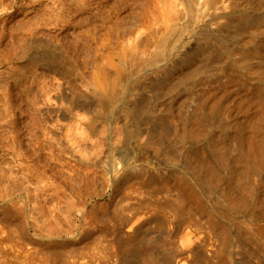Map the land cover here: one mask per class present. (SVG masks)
Instances as JSON below:
<instances>
[{
	"label": "rangeland",
	"instance_id": "1",
	"mask_svg": "<svg viewBox=\"0 0 264 264\" xmlns=\"http://www.w3.org/2000/svg\"><path fill=\"white\" fill-rule=\"evenodd\" d=\"M170 1L0 0V264H264V0ZM107 58L127 74L119 107L85 90Z\"/></svg>",
	"mask_w": 264,
	"mask_h": 264
},
{
	"label": "bare ground",
	"instance_id": "2",
	"mask_svg": "<svg viewBox=\"0 0 264 264\" xmlns=\"http://www.w3.org/2000/svg\"><path fill=\"white\" fill-rule=\"evenodd\" d=\"M66 1V0H65ZM71 1V0H70ZM170 1V0H169ZM198 1V0H197ZM200 1V0H199ZM203 1V0H202ZM226 0H213L212 2H214V6H216L215 4H218V3H220L222 6H218L217 8H219V9H221V8H224V2H225ZM228 1H230V0H228ZM236 1H238V0H236ZM67 2H69V1H67ZM170 2H172V1H170ZM175 2V1H174ZM204 2V1H203ZM207 2H208V0H207ZM62 3V2H61ZM168 3V2H167ZM196 3V2H195ZM200 3H202V2H200ZM229 4H230V2H228ZM264 3V2H263ZM173 4V3H172ZM175 4V6L177 5L176 3H174ZM180 4V3H179ZM208 4V3H207ZM206 4V5H207ZM226 4V3H225ZM236 4H237V2H236ZM169 5H171L170 3H169ZM168 5V6H169ZM155 6V5H154ZM167 6V5H166ZM202 6V5H201ZM208 6V5H207ZM257 6V5H256ZM173 7V6H172ZM171 7V8H172ZM177 8H178V5L176 6ZM185 7H186V5H185ZM188 7H189V4H188ZM190 7H192V6H190ZM189 7V8H190ZM206 7V6H205ZM226 7L227 6H225V8H224V10H226ZM229 7V6H228ZM238 7V6H237ZM246 7V6H245ZM180 8V7H179ZM182 8V7H181ZM194 8V7H193ZM230 8V7H229ZM160 9V8H159ZM173 9H174V7H173ZM192 9V8H191ZM201 9V8H200ZM216 9V8H215ZM219 9H217V10H219ZM63 10V9H62ZM157 10V9H156ZM155 10V11H156ZM177 10V9H176ZM180 10V9H179ZM193 10V9H192ZM197 10V9H196ZM223 10V9H222ZM100 11V10H99ZM168 11V10H167ZM172 11V10H171ZM174 11V10H173ZM194 11V10H193ZM193 11H188V12H193ZM77 12V11H76ZM166 12V11H165ZM164 12V13H165ZM175 12V11H174ZM174 12H172V14L174 13ZM177 12V11H176ZM176 12H175V14H176ZM225 12V11H224ZM96 13V12H95ZM105 13V12H104ZM160 13H161V11H160ZM183 13V12H182ZM200 13V12H199ZM74 14V13H73ZM97 14V13H96ZM171 14V13H170ZM171 14V15H172ZM185 14V13H184ZM218 14V13H217ZM195 15V14H194ZM52 16V15H51ZM64 16V15H63ZM86 16V15H85ZM84 16V17H85ZM103 16H104V14H103ZM165 16V15H164ZM175 16V15H174ZM187 16V15H186ZM192 16V15H191ZM196 16V15H195ZM217 16V15H216ZM91 17V16H90ZM172 17H173V15H172ZM178 17V16H177ZM218 17V16H217ZM224 17V16H223ZM223 17H222V19H223ZM248 18H249V16H247ZM247 17H245V18H247ZM166 18V17H165ZM175 18V20H176V17H174ZM230 18V17H229ZM247 18V19H248ZM60 19V18H59ZM89 19V18H88ZM92 19V18H91ZM168 19H170V18H168ZM167 19V20H168ZM221 19V18H220ZM264 19V18H263ZM38 20H39V18H38ZM83 20V19H82ZM94 20V19H93ZM92 20V21H93ZM162 20V19H161ZM170 20H172V19H170ZM193 20V19H192ZM218 20V19H217ZM246 20V19H245ZM259 20V19H258ZM63 21V20H62ZM177 21H178V19H177ZM195 21V20H194ZM262 22H263V26H264V20H261ZM31 22V21H30ZM73 22V21H72ZM87 22V21H86ZM173 22V21H172ZM231 22V21H230ZM66 23V22H65ZM82 23V22H81ZM159 24H160V22H158ZM167 23V22H166ZM258 23V22H257ZM28 24H30V23H28ZM168 24H169V21H168ZM168 24H167V28H168ZM229 23H227V25H228ZM232 24V23H231ZM244 24H245V22H244ZM246 24H248V25H254L255 24V21L252 19V20H248L247 22H246ZM260 24V23H259ZM86 25V24H85ZM224 25V24H223ZM256 25V24H255ZM26 26V25H25ZM25 26H24V28H25ZM82 26V25H81ZM88 26V25H87ZM161 26V25H160ZM165 26V25H164ZM170 26H172V24L170 25ZM222 26V25H221ZM243 25H240V27H242ZM246 26V25H245ZM245 26H243V27H245ZM188 27H189V25H188ZM255 27H257V26H255ZM259 27H260V25H259ZM27 28V27H26ZM166 28V27H165ZM173 28V27H172ZM171 28V29H172ZM187 28V27H186ZM220 28V27H219ZM247 28V27H246ZM252 28V27H251ZM223 29V28H222ZM248 29V28H247ZM259 29V28H258ZM34 30V29H33ZM39 30V29H38ZM89 30V29H88ZM91 30V29H90ZM89 30V31H90ZM167 30V29H166ZM249 30V29H248ZM87 31V30H86ZM180 31V30H179ZM178 31V32H179ZM181 31H182V29H181ZM231 31V30H230ZM252 31H253V29H252ZM257 31V30H256ZM29 32H31V31H29ZM162 32V31H161ZM224 32V31H223ZM248 32V31H247ZM246 32V33H247ZM11 33V32H10ZM32 33V32H31ZM91 33H93V32H91ZM136 33V32H135ZM163 33V32H162ZM174 33V32H173ZM249 33H250V31H249ZM172 34V33H171ZM170 34V35H171ZM178 34V33H177ZM183 34V33H182ZM227 34V33H226ZM231 34V33H230ZM26 35V34H25ZM32 35V34H31ZM138 35H140V34H138ZM18 36V35H17ZM28 36H30L29 34H28ZM154 36H157V35H154ZM166 36V35H165ZM175 36H177V35H175ZM228 36V35H227ZM26 37V36H25ZM31 37V36H30ZM41 37V36H40ZM46 37V36H45ZM173 36H171V38H172ZM183 37V36H182ZM232 37V36H231ZM17 38V37H16ZM15 38V39H16ZM22 38V37H21ZM29 38V37H28ZM38 38V37H37ZM54 38H55V36H54ZM142 38V37H141ZM143 38H145V37H143ZM167 38V37H166ZM165 38V39H166ZM169 38V37H168ZM215 38H216V36H215ZM234 38V37H233ZM239 38V37H238ZM33 39V38H32ZM43 39V38H42ZM162 39V38H161ZM160 39V40H161ZM164 39V38H163ZM164 39V40H165ZM177 39V38H176ZM252 39V38H251ZM13 40H14V38H13ZM17 40H18V38H17ZM28 40V39H27ZM37 40V39H36ZM39 41H40V39H38ZM44 40V39H43ZM136 40V39H135ZM142 40V39H141ZM156 40V39H155ZM167 40V39H166ZM175 40V39H174ZM204 40V39H203ZM202 40V41H203ZM221 40V39H220ZM219 40V41H220ZM229 40V39H228ZM234 40V39H233ZM15 41V40H14ZM19 41V40H18ZM29 41V40H28ZM45 41V40H44ZM52 41V40H51ZM128 41V40H127ZM138 41V40H137ZM137 41H134V42H137ZM140 41V40H139ZM146 41V40H145ZM150 41V40H149ZM154 41V40H153ZM168 41V40H167ZM171 41V40H170ZM177 41V40H176ZM205 41V40H204ZM46 42V41H45ZM84 42V41H83ZM108 42H109V40H108ZM125 42V41H124ZM129 42V41H128ZM161 42H164L163 40H161ZM221 42L223 43V41L221 40ZM18 44H19V42H17ZM55 43V42H54ZM111 43V42H110ZM205 43V42H204ZM22 44V43H21ZM30 44H31V42H30ZM40 44V43H39ZM44 44V43H43ZM125 44V43H124ZM126 44H128L129 45V43H126ZM135 44V43H134ZM138 44H140L139 42H138ZM149 44V43H148ZM160 44V43H159ZM158 44V45H159ZM166 44V43H165ZM211 44V43H210ZM216 44V43H215ZM246 44V43H245ZM17 44H15V46H16ZM27 45V44H26ZM38 45V44H37ZM89 45V44H88ZM136 45V44H135ZM146 45V44H145ZM168 45V44H167ZM173 45V44H172ZM208 45V44H207ZM217 45V44H216ZM226 45V44H225ZM13 46V45H12ZM20 46V45H19ZM35 46V45H34ZM45 46V45H44ZM47 46V45H46ZM115 46V45H114ZM113 46V47H114ZM122 46V45H121ZM134 46V45H133ZM140 46H141V44H140ZM146 46H148V45H146ZM163 46H165V45H163ZM174 46V45H173ZM180 46V45H179ZM220 46V45H219ZM25 47V46H24ZM102 47H103V44H102ZM126 47V46H125ZM130 47V46H129ZM204 47V46H203ZM9 48V47H8ZM7 48V49H8ZM11 48V47H10ZM35 48V47H34ZM111 48V47H110ZM117 48V47H116ZM116 48H115V50H116ZM136 48V47H135ZM142 48H144L143 46H142ZM141 47H140V49H142ZM163 48V47H162ZM166 48V47H165ZM173 48V47H172ZM198 48V47H197ZM20 49V48H19ZM28 49H30V48H28ZM36 49H37V47H36ZM44 49V48H43ZM43 49L41 50V52L43 51ZM70 49V48H69ZM127 49V48H126ZM154 49V48H153ZM152 49V50H153ZM156 49V48H155ZM170 49V48H169ZM208 49V48H207ZM221 49V48H220ZM27 50V49H26ZM75 50V49H74ZM122 50H123V48H122ZM128 50V49H127ZM136 50H137V48H136ZM151 50V51H152ZM160 50V49H159ZM174 50V49H173ZM3 51V50H2ZM22 51H23V49H22ZM29 51V50H28ZM27 51V52H28ZM39 52H40V48H39V50H38ZM49 51H51V50H49ZM56 51V50H55ZM59 51V50H58ZM79 51V50H78ZM100 51V50H99ZM102 51V50H101ZM148 51V50H147ZM10 52V51H9ZM9 52H6V53H9ZM12 52V51H11ZM17 52H19L18 50H17ZM24 52H25V50H24ZM27 52H25V53H27ZM37 52V51H36ZM47 53L48 51L46 50V49H44V51L41 53V54H43V56H48V54H45V53ZM133 52H135V51H133ZM163 52V51H162ZM204 52H205V50H204ZM207 52V51H206ZM213 52V51H212ZM24 53V54H25ZM52 53V52H51ZM50 53V54H51ZM160 53V52H159ZM168 54H169V50H168V52H167ZM174 53V52H173ZM187 53V52H186ZM216 53V52H215ZM23 54V53H22ZM24 54H23V56H24ZM37 54H39V53H37ZM40 54V55H41ZM50 54H49V56H50ZM53 54V53H52ZM51 54V55H52ZM114 54H115V52H114ZM117 54V53H116ZM124 54L127 56V54H126V52L124 51L123 52V55L122 56H124ZM140 54V53H139ZM171 54V53H170ZM205 54V53H204ZM203 54V55H204ZM7 55V54H6ZM54 55V54H53ZM59 55H61V54H59ZM117 55H119V54H117ZM120 55H121V53H120ZM154 55H155V53H154ZM158 55H160V54H158ZM158 55H157V57H158ZM197 55V54H196ZM199 55V54H198ZM43 56H41V57H43ZM76 56V55H75ZM100 56V55H99ZM104 56V55H103ZM108 56V55H107ZM126 56H124L125 58H126ZM133 56V55H132ZM143 56V55H142ZM145 56V55H144ZM143 56V57H144ZM163 56V55H162ZM168 56V55H167ZM166 56V57H167ZM172 56V55H171ZM176 56V55H175ZM202 56V55H201ZM205 56V55H204ZM204 56H203V58H204ZM225 56V55H224ZM223 56V57H224ZM1 57V56H0ZM46 57H45V59H46ZM54 57V56H53ZM52 57V58H53ZM112 57V56H111ZM131 57V56H130ZM156 57V56H155ZM188 57V56H187ZM207 57V56H206ZM22 58H24V57H22ZM36 57L34 56V59H35ZM38 58H40L39 57V55H38ZM47 58H49V57H47ZM58 58V57H57ZM64 58V57H63ZM99 58V57H98ZM102 58V57H101ZM119 58V57H118ZM145 58L146 57H144V60H145ZM190 58H192V57H190ZM221 58V57H220ZM37 59V58H36ZM42 59V58H41ZM41 59H39L40 61H41ZM43 60V61H45V62H47L46 60ZM50 59H51V56H50ZM50 59H48L49 60V62L51 61ZM62 59V58H61ZM67 59V58H66ZM77 59V58H76ZM85 59V58H84ZM103 59V58H102ZM110 59V58H109ZM124 59V58H123ZM131 59H133L134 60V58L133 57H131ZM137 59V58H136ZM154 59V58H153ZM199 59V58H198ZM216 59H218V58H216ZM125 60V59H124ZM139 60V59H138ZM151 60H152V58H151ZM185 60V59H184ZM187 60V59H186ZM12 61V60H11ZM16 61V60H15ZM79 61V60H78ZM99 61V60H98ZM101 61V60H100ZM112 61H113V59H110V63L111 64H109V61H108V58H107V62H108V64H106V65H101V64H103V63H101V64H99L98 65V63H96L97 65H98V68L96 69V71H94V73L90 76V78L86 81L87 82V84L84 86L86 89V91H87V93L89 94V96H92L93 97V101L95 102V100H96V104H98V105H101V106H103L104 104H106L107 106L108 105H110V107L111 106H113V107H116V106H118V105H120L122 102L124 103V101H123V98L125 97L124 95H123V93H125L124 92V89H126V87L123 85V83H122V81H123V78H124V76L125 75H127L123 70H120L119 68L117 69V67L115 68V66L112 64ZM147 61V60H146ZM160 61V60H159ZM164 61V60H163ZM179 61V60H178ZM188 61H189V59H188ZM187 61V62H188ZM203 61V60H202ZM250 61V60H249ZM42 62V61H41ZM80 62V61H79ZM83 62V61H82ZM81 62V63H82ZM123 62V61H122ZM126 62V61H125ZM175 63H176V61H174ZM183 62V61H182ZM185 62V61H184ZM187 62H185V63H187ZM190 63H191V59H190V61H189ZM36 63V62H35ZM77 63V62H76ZM151 63H153L152 61H151ZM156 63H159V62H156ZM164 63V62H163ZM56 64H57V62H56ZM79 64V63H78ZM94 64V63H93ZM137 64H138V62H137ZM136 64V65H137ZM160 64V63H159ZM174 64V63H173ZM179 64V63H178ZM188 64V63H187ZM14 65V64H13ZM30 65V64H29ZM51 65H52V63H51ZM62 65V64H61ZM65 65H67V64H65ZM117 65V64H116ZM185 65V64H184ZM198 65V64H197ZM201 65V64H200ZM215 65V64H214ZM214 65H212V66H214ZM219 65V64H218ZM46 66H48V65H46ZM72 66V65H71ZM82 66H84V65H82ZM147 66V65H146ZM157 67H159L160 68V66L157 64L156 65ZM25 67V66H24ZM30 67V66H29ZM45 67V66H44ZM54 67V66H53ZM138 67V66H137ZM177 67V66H176ZM192 67V66H191ZM190 67V68H191ZM72 68H73V66H72ZM85 68H86V66H85ZM144 68H146V67H144ZM159 68L157 69V70H159ZM35 69V68H34ZM44 69V68H43ZM128 69V68H127ZM136 69V68H135ZM139 69V68H138ZM199 69V68H198ZM201 69H202V67H201ZM207 69V68H206ZM219 69V68H218ZM49 70V69H48ZM125 70V69H124ZM7 71V70H6ZM20 70H18V72H19ZM34 71V70H33ZM133 71H135V70H133ZM138 71V70H137ZM156 71V70H155ZM159 71H161V69L159 70ZM169 71V70H168ZM171 71H174L173 69L172 70H170V72ZM201 71V70H200ZM205 71V70H204ZM17 72V71H16ZM17 72V73H18ZM30 72V71H29ZM85 72V71H84ZM89 72V71H88ZM125 74H124V73ZM131 72H132V70H131ZM151 72V71H150ZM154 72V71H153ZM165 72H167L166 70L164 71V76L166 75V73ZM1 73V72H0ZM50 73V72H49ZM157 74V73H156ZM192 74V73H191ZM202 74H204V73H202ZM253 74V73H252ZM6 75V74H5ZM34 75V74H33ZM131 75V74H130ZM4 76V75H3ZM81 76V75H80ZM133 76V75H132ZM137 76V75H136ZM158 76V75H157ZM173 76V75H172ZM193 76V75H192ZM8 77V76H7ZM34 77V76H33ZM46 77V76H45ZM88 77V76H87ZM126 77V76H125ZM170 76L168 75H166L165 76V80H168V78H169ZM262 77V76H261ZM2 78V77H1ZM1 78H0V80H1ZM42 78V77H41ZM133 78H135V77H133ZM132 78V79H133ZM145 78V77H144ZM144 78H142V79H144ZM160 78V77H159ZM158 78V79H159ZM191 78H193V77H191ZM25 79V78H24ZM36 79V78H35ZM43 79V78H42ZM47 79V78H46ZM73 79V78H72ZM80 79V78H79ZM83 79H84V77H83ZM161 79V78H160ZM170 79V78H169ZM185 79H187V78H185ZM193 79H195V78H193ZM255 79V78H254ZM5 80V79H4ZM29 80V79H28ZM44 80V79H43ZM85 80H86V77H85ZM145 80V79H144ZM150 80V79H149ZM171 80V79H170ZM257 80V79H256ZM40 81V80H39ZM125 81V80H124ZM123 81V82H124ZM153 81H155V80H153ZM160 81V80H159ZM175 81V80H174ZM255 81V80H254ZM5 82H7V81H5ZM25 82V81H24ZM37 82V81H36ZM44 82V81H43ZM86 82H84V84L86 83ZM128 82H129V80H128ZM134 82H136V81H134ZM143 82V81H142ZM166 82V81H165ZM19 83V82H18ZM41 83H42V80H41ZM41 83H39V84H41ZM47 83V82H46ZM82 83V82H81ZM137 83V82H136ZM139 83V82H138ZM141 83V82H140ZM167 83V82H166ZM261 83V82H260ZM259 83V85H258V87H257V89H258V91H261V89L262 88H264V83H261L260 84ZM5 84V83H4ZM24 84H26V83H24ZM31 84V83H30ZM29 84V85H30ZM36 84V83H35ZM44 84V83H43ZM48 84V83H47ZM58 84H59V82H58ZM83 84V83H82ZM81 84V85H82ZM145 84H147V82L145 83ZM165 84V83H164ZM163 84V85H164ZM171 84V83H170ZM175 84V83H174ZM194 84V83H193ZM23 85V84H22ZM28 85V84H27ZM130 85H132V84H130ZM142 85V84H141ZM173 85V84H172ZM192 85V84H191ZM37 86H39L40 87V85H37ZM55 86H56V84H55ZM54 86V87H55ZM83 86V85H82ZM133 86V85H132ZM131 86V87H132ZM145 86V85H144ZM177 86V85H176ZM188 86H190V85H188ZM3 87H4V85H3ZM29 87H31V86H29ZM38 87V88H39ZM42 87V86H41ZM43 87H44V85H43ZM79 87V86H78ZM139 87V86H138ZM146 87V86H145ZM144 87V88H145ZM148 87V86H147ZM168 87H170V86H168ZM179 87V86H178ZM255 87V86H254ZM128 88V87H127ZM140 88V87H139ZM15 89V88H14ZM29 89V88H28ZM50 89V88H49ZM52 89V88H51ZM76 89H77V87H76ZM84 89V88H83ZM82 89V90H83ZM129 89V88H128ZM131 89V88H130ZM135 89H137V88H135ZM153 89H154V87H153ZM169 89V88H168ZM260 89V90H259ZM4 90V89H3ZM54 90V89H53ZM75 90V89H74ZM81 90V91H82ZM84 90V91H85ZM127 90V89H126ZM133 90V89H132ZM155 90V89H154ZM153 90V91H154ZM18 91V90H17ZM32 91V90H31ZM86 91H85V93H86ZM129 91V90H128ZM128 91H126V93H125V95L126 94H128L129 92ZM158 91L160 92V89H158ZM4 92V91H3ZM9 92V91H8ZM128 92V93H127ZM133 92H134V90H133ZM140 92H142V91H140ZM5 93V92H4ZM16 93V92H15ZM18 93V92H17ZM26 93V92H25ZM31 93V92H30ZM29 93V94H30ZM38 93V92H37ZM46 93V92H45ZM64 93H66V92H63V94ZM81 93V92H80ZM86 93V94H87ZM132 92H130V94H131ZM39 94V93H38ZM41 94H42V91H41ZM68 94V93H67ZM82 94V93H81ZM81 94H80V96H79V98L81 97ZM87 94V95H88ZM139 94V93H138ZM83 95V94H82ZM129 95V94H128ZM131 95H133V94H131ZM140 95V94H139ZM259 95V94H258ZM32 95H30L29 97H31ZM37 96V95H36ZM43 96V95H42ZM63 96V95H62ZM136 96H137V94H136ZM6 97V96H5ZM22 97V96H21ZM25 97V96H24ZM34 97H35V95H34ZM46 97V96H45ZM65 97V96H64ZM70 97V96H69ZM128 97V96H127ZM126 97V98H127ZM134 97V96H133ZM146 97V96H145ZM260 97V96H259ZM264 97V96H263ZM8 98V97H7ZM15 98H17V97H15ZM14 98V99H15ZM78 98V99H79ZM125 98V100H127ZM131 98V97H130ZM262 98V97H261ZM4 99V98H3ZM49 99V98H48ZM47 99V100H48ZM95 99V100H94ZM44 100V99H43ZM72 100H74V99H72ZM77 100V99H76ZM91 100V99H90ZM140 100V99H139ZM0 101H1V99H0ZM4 101H6L5 99H4ZM10 101V100H9ZM15 101V100H14ZM128 101H130V100H128ZM136 101V100H135ZM146 101V100H145ZM8 102V101H7ZM24 102V101H23ZM67 102V101H66ZM75 102V101H74ZM126 102V101H125ZM3 103V102H2ZM48 103V102H47ZM69 103V102H68ZM86 103V102H85ZM135 103V102H134ZM142 103V102H141ZM8 104V103H7ZM96 104H95V106H96ZM127 104V103H126ZM5 105V103L3 104V106ZM87 105V104H86ZM142 105V104H141ZM6 106V105H5ZM44 106V105H43ZM48 106V105H47ZM82 106V105H81ZM105 106V105H104ZM105 107L106 109H108V107ZM123 106H124V104H123ZM126 106V105H125ZM138 106V105H137ZM146 106V105H145ZM211 106V105H210ZM27 107V106H26ZM73 107V106H72ZM77 107V106H76ZM91 107H93V106H91ZM119 107V106H118ZM7 108H9V106L7 107ZM34 108V107H33ZM75 108V107H74ZM83 108V107H82ZM100 108L101 107H99L98 108V110H96L97 109V106H96V108H93V109H95L96 111H98V115L96 116L97 118H103L104 116L102 115L103 114V111H105V109L103 108V111H102V108H101V111H100ZM112 108V107H111ZM122 108V107H121ZM125 108V107H124ZM127 108H128V106H127ZM141 108H142V106H141ZM13 109V108H12ZM30 109H31V107H30ZM89 109H90V107H89ZM7 111L9 110V109H6ZM11 110V109H10ZM75 110V109H74ZM122 110V109H121ZM131 110V109H130ZM136 110V109H135ZM142 109H140V111H141ZM207 110V109H206ZM214 110V109H213ZM4 111H5V109H4ZM13 111V110H12ZM32 111V110H31ZM100 111V112H99ZM111 111H112V109H111ZM123 111V110H122ZM132 111V110H131ZM10 112V111H9ZM33 112V111H32ZM31 112V113H32ZM37 112V111H36ZM113 112H114V109H113ZM128 112V111H127ZM134 112H136V111H134ZM138 112H139V110H138ZM143 112H144V110H143ZM28 113V112H27ZM35 113V112H34ZM75 113V112H74ZM85 113V112H84ZM86 113H88V112H86ZM116 113V112H115ZM114 113V114H115ZM121 113V112H120ZM36 114H39L38 112L36 113ZM77 114V113H76ZM126 114V113H125ZM128 114H130V113H128ZM127 114V115H128ZM210 114H213V112L212 113H210ZM16 115V114H15ZM14 115V116H15ZM42 115V114H41ZM82 115V114H81ZM80 115V116H81ZM92 115V114H91ZM90 115V116H91ZM94 115V114H93ZM96 115V114H95ZM110 115V114H109ZM117 115V114H116ZM119 115V114H118ZM6 116V115H5ZM30 116H31V114H30ZM29 116V117H30ZM85 116V115H84ZM122 116V115H121ZM133 116H134V113H133ZM158 116V115H157ZM208 116V118L210 117V115L208 114L207 115ZM213 116V115H212ZM1 117V116H0ZM3 117V116H2ZM10 117H12V116H10ZM34 117V116H33ZM37 117V116H36ZM79 117V116H78ZM86 117V116H85ZM84 117V118H85ZM107 117V116H106ZM110 117V116H109ZM111 117H113L114 118V116H111ZM110 117V118H111ZM119 117V116H118ZM130 117V115L128 116V118ZM135 117V116H134ZM201 117V116H200ZM80 118V117H79ZM87 118V117H86ZM86 118H85V120H86ZM113 118H111V119H113ZM117 118V117H116ZM133 118V117H132ZM164 118V117H163ZM184 118V117H183ZM9 119V118H8ZM37 119V118H36ZM83 119V118H82ZM81 119V120H82ZM88 119V118H87ZM92 119H94V121H96L95 119L96 118H93L92 117ZM115 119V118H114ZM135 119V118H134ZM136 119H137V117H136ZM149 119V118H148ZM147 119V120H148ZM154 119H155V117H154ZM153 119V120H154ZM160 119V118H159ZM211 119H213V117L211 118ZM12 120V119H11ZM102 120H104V119H102ZM108 120H109V118H108ZM116 120V119H115ZM7 121V120H6ZM101 121V120H100ZM131 121H133V120H131ZM148 121H150V119L148 120ZM147 121V122H148ZM157 121H158V119H157ZM14 122V121H13ZM37 122H38V120H37ZM92 122V121H91ZM107 122V121H106ZM117 122V121H116ZM125 122V121H124ZM123 122V123H124ZM24 123H26V122H24ZM36 123V122H35ZM79 123V122H78ZM97 123V122H96ZM100 123V122H99ZM102 123H104V122H102ZM161 123V122H160ZM27 124V123H26ZM90 124V123H89ZM107 124H108V122H107ZM113 124V123H112ZM159 124V123H158ZM208 124V123H207ZM212 124V123H211ZM21 125V124H20ZM79 125V124H78ZM92 125H93V127H94V122L92 123ZM91 125V126H92ZM96 126L95 127H97V124H95ZM102 125V124H101ZM109 125H111V124H109ZM125 125H126V123H125ZM129 125H131V124H129ZM128 125V126H129ZM136 125V124H135ZM154 125H155V123H154ZM259 125V124H258ZM30 125H28V127H29ZM89 126V125H88ZM99 126V125H98ZM124 126V125H123ZM2 127V126H1ZM45 127V126H44ZM90 127V126H89ZM94 127V128H95ZM102 127V126H101ZM101 127H98L97 129L98 130H100L101 129ZM120 127V126H119ZM126 127V126H125ZM77 128L78 127H76V130H77ZM80 128V127H79ZM79 128H78V130H79ZM82 128V127H81ZM80 128V129H81ZM103 128L104 129H102L103 131H102V135L103 136H101L102 137V139H103V137L105 138V134H106V131H107V129H105V128H107V126L106 127H104L103 126ZM118 128V127H117ZM121 128H122V126H121ZM134 128V127H133ZM164 128V127H163ZM7 129V128H6ZM27 129V128H26ZM33 129V128H32ZM31 129V130H32ZM85 129V128H84ZM83 129V130H84ZM109 129V128H108ZM165 129V128H164ZM260 129V128H259ZM19 130V129H18ZM42 130V129H41ZM75 130V129H74ZM75 130V131H76ZM86 130V129H85ZM84 130V131H85ZM88 130V129H87ZM90 130V129H89ZM92 130V129H91ZM104 130H106V131H104ZM110 130V129H109ZM116 131H117V129H115ZM121 130V129H120ZM126 130V129H125ZM125 130L123 131V132H125ZM138 130V129H137ZM167 130V129H166ZM80 131V130H79ZM95 131V130H94ZM133 130H131V132H132ZM35 132V131H34ZM70 132H72V131H70ZM82 132V131H81ZM81 132H80V134H81ZM93 132V131H92ZM99 133H97V131L95 132V133H97V135H99L100 134V131H98ZM118 132H120L119 131V129H118ZM122 132V133H123ZM206 132V131H205ZM7 133V132H6ZM10 133V132H9ZM37 133V132H36ZM41 133V132H40ZM46 133H48L47 131H46ZM126 133V132H125ZM189 133L190 132H188V135H189ZM4 133H2V135H3ZM12 134H13V132H12ZM33 134V133H32ZM83 134V133H82ZM94 134V133H93ZM100 134V135H101ZM113 134H114V132H113ZM118 134V133H117ZM116 134V135H117ZM121 134V133H120ZM264 134V132L262 133V135ZM5 135V134H4ZM9 135V134H8ZM31 135V134H30ZM40 135V134H39ZM41 135H43V133L41 134ZM73 136H74V134H72ZM90 135V134H89ZM122 135V134H121ZM127 134H125V136H126ZM130 135H131V133H130ZM129 135V136H130ZM141 135V134H140ZM197 135H198V132H197ZM234 135V134H233ZM261 135V136H262ZM32 136V135H31ZM77 136V135H76ZM79 136V135H78ZM86 136V137H85ZM84 137L85 138H82L83 136H81V140H80V142L81 143H79V145H77L76 143H74V144H76L78 147H75L76 149H79L80 150V147H82V145H87L88 143V141L90 140L88 137H92V136H88V135H85ZM88 136V137H87ZM94 136V135H93ZM115 136V135H114ZM155 136V135H154ZM187 136V135H186ZM239 136V135H238ZM237 136V137H238ZM243 136V135H242ZM5 137H6V135H5ZM4 137V138H5ZM14 137V136H13ZM34 137V136H33ZM44 137V136H43ZM98 137V136H97ZM119 137V136H118ZM118 137H117V139H118ZM139 137V136H138ZM137 137V138H138ZM165 137V136H164ZM240 137V136H239ZM3 138V137H2ZM1 138V139H2ZM8 138V137H7ZM12 138V137H11ZM21 138V137H20ZM67 138V137H66ZM76 138H78V137H76ZM107 138V137H106ZM108 138H110V137H108ZM126 138V137H125ZM142 138V137H141ZM151 138V137H150ZM198 138V137H197ZM212 138H214V137H212ZM243 138V137H242ZM48 139V138H47ZM68 139V138H67ZM72 139H74L73 137H72ZM114 142L116 141V138L114 137ZM120 139H124V138H121L120 137ZM127 139H129V138H127ZM131 139V138H130ZM240 139H241V137H240ZM244 139V138H243ZM9 140V139H8ZM12 140V139H11ZM93 139H91V141H92ZM97 140V139H96ZM110 140V139H109ZM155 140V139H154ZM212 140V139H211ZM242 140V139H241ZM20 141V140H19ZM68 142H69V140H67ZM74 141H75V139H74ZM74 141H72V142H74ZM77 141V140H76ZM90 141V142H91ZM99 141V140H98ZM106 141V140H105ZM112 141V140H111ZM121 141V140H120ZM148 141V140H147ZM198 141H199V139H198ZM16 142V141H15ZM14 142V143H15ZM72 142L70 143V144H72ZM100 142V141H99ZM102 142V141H101ZM117 142V141H116ZM116 142H115V144H116ZM153 142V141H152ZM151 142V143H152ZM156 142V141H155ZM242 142L243 141H241V144H242ZM13 143V142H12ZM77 143H78V141H77ZM94 143V141L91 143V144H93ZM121 143V142H120ZM147 143V142H146ZM217 143L218 142H216V143H214V144H216L217 145ZM237 143H239V142H237ZM15 144H17V143H15ZM101 144V143H100ZM110 144V143H109ZM114 144V143H113ZM150 144V143H149ZM148 144V145H149ZM156 144V143H155ZM212 144V143H211ZM213 144V145H214ZM240 144V143H239ZM81 145V146H80ZM96 145V144H95ZM218 145H220V144H218ZM258 145V144H257ZM264 145V144H263ZM72 146V145H71ZM90 146V145H89ZM89 146H87V147H89ZM101 146H102V144H101ZM106 146V145H105ZM104 146V147H105ZM111 146V145H110ZM115 145H113V147H114ZM146 146V145H145ZM151 146V145H150ZM221 146H222V144H221ZM224 146V145H223ZM222 146V147H223ZM239 146V145H238ZM247 146V145H246ZM11 147V146H10ZM20 147V146H19ZM84 147V146H83ZM91 147V146H90ZM99 148H100V146H98ZM215 147V148H214ZM214 147L212 146V148H214V150H215V152H216V154H217V156H221V154L220 153H222V152H220L219 153V150L217 149V146H215L214 145ZM226 147V146H225ZM228 147V146H227ZM242 147H243V145H242ZM257 147V146H256ZM9 148V147H8ZM74 148V147H73ZM96 148V147H95ZM99 148H97V149H99ZM103 148V147H102ZM157 148V147H156ZM241 148V147H240ZM261 148H263V147H261ZM82 149V148H81ZM86 149H88V148H86ZM114 149V148H113ZM120 149V148H119ZM153 149V148H152ZM159 149V148H158ZM227 149V148H226ZM226 149H225V151H226ZM242 149V148H241ZM243 149H245V147L243 148ZM242 149V150H243ZM52 150V149H51ZM89 150V149H88ZM90 150H92V149H90ZM95 150V149H94ZM111 150V149H110ZM250 150H251V148H250ZM258 150V149H257ZM259 150H261L260 148H259ZM75 151V150H74ZM84 151H85V149H84ZM107 151V150H106ZM117 152H118V150H116ZM127 151V150H126ZM155 151V150H154ZM239 152H240V150H238ZM237 151V152H238ZM245 150H243L242 152H244ZM246 151H247V149H246ZM17 152V151H16ZM78 152H80V151H78ZM83 152V151H82ZM85 152H87V151H85ZM85 152H83V153H85ZM95 152L96 151H94V154H95ZM99 152V151H98ZM108 152V151H107ZM123 152V151H122ZM167 152H169V151H167ZM205 152V151H204ZM224 152V151H223ZM260 152V151H259ZM264 152V151H263ZM262 151H261V153L264 155V153H263ZM72 153H74L73 151H72ZM76 153V152H75ZM92 153V152H91ZM171 153L172 152H170V156H172L171 155ZM210 153V152H209ZM225 153V152H224ZM245 153V152H244ZM254 153V152H253ZM19 154V153H18ZM101 154H102V152H101ZM111 154V153H110ZM163 154V153H162ZM191 154V153H190ZM206 154V153H205ZM239 154V153H238ZM246 154V153H245ZM251 154V153H250ZM249 154V155H250ZM77 155V154H76ZM83 155V154H82ZM85 155H88V154H85ZM90 155V154H89ZM93 155V154H92ZM104 155V154H103ZM107 155V154H106ZM169 155V154H168ZM225 155H226V153H225ZM236 155V154H235ZM25 156V155H24ZM94 156V155H93ZM113 156V155H112ZM114 156H116V155H114ZM202 156V155H201ZM216 156V155H215ZM216 156V157H217ZM241 156H242V154H241ZM83 157V156H82ZM88 157V156H87ZM95 157H97V156H95ZM204 157V156H203ZM250 157V156H249ZM261 157V156H260ZM117 158V157H116ZM210 158V157H209ZM213 158V157H212ZM227 158V157H226ZM240 158V157H239ZM86 159V158H85ZM88 159H90V158H88ZM114 159H115V157H114ZM130 159V158H129ZM189 158H187V160H188ZM192 159V158H191ZM207 159V158H206ZM242 159V158H241ZM245 159V158H244ZM243 159V160H244ZM246 159H248V158H246ZM261 159V158H260ZM91 160V159H90ZM107 160V159H106ZM105 160V161H106ZM111 160V159H110ZM168 160V159H167ZM203 160H204V158H203ZM79 161V160H78ZM116 161V160H115ZM127 161V160H126ZM132 161V160H131ZM169 161V160H168ZM167 161V162H168ZM177 161V160H176ZM186 161V160H185ZM192 161V160H191ZM197 161V160H196ZM199 161V160H198ZM242 161V160H241ZM248 161H250V160H248ZM96 162V161H95ZM188 162V161H187ZM245 162V161H244ZM255 162V161H254ZM83 163V162H82ZM103 163V162H102ZM118 163V162H117ZM129 163V162H128ZM134 163V162H133ZM189 163V162H188ZM192 163V162H191ZM197 163V162H196ZM201 163V162H200ZM212 163H213V161H212ZM229 163V162H228ZM13 164V163H12ZM89 164H90V162H89ZM93 164V163H92ZM91 164V165H92ZM99 163H97V165H98ZM110 164H112V163H110ZM115 164H116V162H115ZM190 164V163H189ZM232 164H233V162H232ZM252 164H254V163H252ZM256 165H257V163H255ZM254 164V165H255ZM16 165V164H15ZM87 165V164H86ZM209 165V164H208ZM96 166V165H95ZM221 166V165H220ZM235 166V165H234ZM243 166V165H242ZM247 166H249V168H251L252 169V166H250V164L249 165H247ZM36 167V166H35ZM246 167V166H245ZM255 167V166H254ZM257 167V166H256ZM13 168V167H12ZM15 168V167H14ZM34 168V167H33ZM89 168V167H88ZM112 168H114V167H112ZM186 168V167H185ZM189 168V167H188ZM237 168V167H236ZM240 168V167H239ZM242 168V167H241ZM248 168V169H249ZM16 169V168H15ZM214 169V168H213ZM238 169V168H237ZM246 169V168H245ZM248 169H246V170H248ZM11 170V169H10ZM23 170H25V169H23ZM86 170V169H85ZM120 170H123V169H120ZM188 170V169H187ZM209 170V169H208ZM33 171V170H32ZM114 171V170H113ZM2 172V171H1ZM112 172V171H111ZM110 172V173H111ZM197 172V171H196ZM206 172V171H205ZM210 172V171H209ZM208 172V173H209ZM249 172V171H248ZM2 173H4V172H2ZM192 173V172H191ZM234 172L233 171H230V172H228L227 174H224V177L225 178H227V180L229 179V183H231V179H233V177H232V174H233ZM240 173H242V172H240ZM29 174V173H28ZM41 174V173H40ZM181 174V173H180ZM183 174V173H182ZM181 174V175H182ZM217 173H214V172H212V173H210L209 175H212L213 177L214 176H218V175H216ZM251 174V173H250ZM37 175V174H36ZM46 175V174H45ZM177 175V174H176ZM16 176V175H15ZM14 176V177H15ZM28 176V175H27ZM172 176V175H171ZM191 176V175H190ZM221 176V175H220ZM234 176V175H233ZM236 176V175H235ZM8 177H10V176H8ZM13 177V176H12ZM174 177H175V175H174ZM184 177V176H183ZM223 177V176H222ZM249 177V176H248ZM1 178H3L2 176H1ZM202 178V177H201ZM200 178V179H201ZM205 178V177H204ZM204 178H202V180L204 179ZM220 178L221 177H219V180H220ZM5 179V181H6V178H4ZM38 179V178H37ZM36 179V180H37ZM179 179H180V177H179ZM217 179V178H216ZM224 179V178H223ZM197 180V179H196ZM218 180V179H217ZM1 181H3V180H1ZM4 181V182H5ZM10 181H11V179H10ZM9 181V182H10ZM14 181V180H13ZM39 181V180H38ZM183 181H185V180H183ZM201 181V180H200ZM234 181V180H233ZM236 181V180H235ZM242 181V180H241ZM16 182V181H15ZM186 182V181H185ZM188 182H189V180H188ZM188 182H187V185H188ZM202 182V181H201ZM204 182V181H203ZM245 182V181H244ZM6 183V182H5ZM18 183V182H17ZM16 183V184H17ZM39 183V182H38ZM45 183V182H44ZM192 183H195V182H192ZM237 183V182H236ZM240 183V182H239ZM19 184V183H18ZM184 184H186V183H183V186H184ZM201 184H203V183H201ZM226 184V183H225ZM238 184V183H237ZM245 184H246V182H245ZM245 184L243 185V183H242V187L243 186H245ZM7 185V184H6ZM9 185V184H8ZM7 185V186H8ZM187 185H185V186H187ZM10 186V185H9ZM12 186V185H11ZM180 186H181V184H180ZM190 187H191V185H189ZM215 185H213V187H214ZM228 186V185H227ZM239 186V185H238ZM14 187V186H13ZM12 187V189H14ZM182 187V186H181ZM232 187V186H231ZM234 187H235V185H234ZM26 188V187H25ZM179 188V187H178ZM192 188V187H191ZM20 190L19 191H21V188H19ZM24 189V188H23ZM190 189V188H189ZM246 189V188H245ZM249 189V188H248ZM15 190V189H14ZM233 190V189H232ZM237 190V189H236ZM193 191H194V189H193ZM193 191H192V194H193ZM205 191V190H204ZM228 191V190H227ZM241 191V190H240ZM1 192V191H0ZM12 192V191H11ZM15 192V191H14ZM186 192V191H185ZM191 192V191H190ZM208 192V191H207ZM250 192V191H249ZM13 193V192H12ZM177 194V193H176ZM191 194V195H192ZM203 194V193H202ZM194 195H196V194H194ZM210 195V194H209ZM249 195V194H248ZM247 195V196H248ZM181 196V195H180ZM188 196V195H187ZM175 197H176V195H175ZM192 197H194V196H192ZM196 197V196H195ZM199 197V196H198ZM229 197V196H228ZM241 199V198H240ZM239 201V200H238ZM241 201V200H240ZM69 202V201H68ZM231 201H229V203H230ZM71 203V202H70ZM69 203V204H70ZM195 203V202H194ZM199 203V202H198ZM243 203H244V201H243ZM71 205V204H70ZM74 205V204H73ZM72 206V205H71ZM73 207V206H72ZM75 207V206H74ZM75 208H77V207H75ZM243 208V207H242ZM71 210H72V208H71ZM215 210V209H214ZM189 211V210H188ZM192 211V210H191ZM194 211V210H193ZM210 211H212V210H210ZM209 211V209H208V212H210ZM241 212V211H240ZM210 214H211V212H210ZM214 213L212 212V215H213ZM211 215V216H212ZM218 215V214H217ZM222 215V214H221ZM225 215V214H224ZM223 218V217H222ZM86 219V218H85ZM99 220V219H98ZM73 221H75V220H73ZM101 222V221H100ZM219 224V223H218ZM223 228V227H222ZM130 231H129V235L131 236L132 234L131 233H133L136 229H135V226H131L130 227V229H129ZM136 233V232H135ZM248 233V232H247ZM249 233H250V231H249ZM261 233V232H260ZM134 234V233H133ZM228 235V234H227ZM123 236H124V234H123ZM128 236V235H127ZM254 236V235H253ZM121 237V236H120ZM126 238V237H125ZM121 240V239H120ZM125 240V239H124ZM222 240V239H221ZM119 241V240H118ZM126 241V240H125ZM188 241V240H187ZM253 241V240H252ZM124 242H122L121 244H123ZM132 243V242H131ZM251 243V242H250ZM29 244V243H28ZM128 244V243H127ZM34 245V244H33ZM259 245H260V243H259ZM125 246V245H124ZM129 246V245H128ZM121 247H123V245L121 246ZM222 247V246H221ZM245 247V246H244ZM249 247V246H248ZM262 247V246H261ZM226 249V248H225ZM251 249V248H250ZM249 249V250H250ZM263 249V248H262ZM222 250V249H221ZM225 251V250H224ZM246 251V250H245ZM254 251V250H253ZM261 251V250H260ZM264 252V251H263ZM253 254V253H252ZM261 254H263L264 255V253H261ZM127 256H128V254H126ZM253 256V255H252ZM135 257V256H134ZM255 257V256H254ZM260 256H258V258H259ZM264 257V256H263ZM257 258V259H258ZM255 260V259H254ZM264 260V259H263ZM262 260V261H263ZM264 262V261H263ZM262 262V263H263ZM252 263V262H251ZM260 263V262H259ZM243 264V263H242Z\"/></svg>",
	"mask_w": 264,
	"mask_h": 264
}]
</instances>
